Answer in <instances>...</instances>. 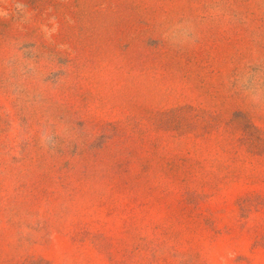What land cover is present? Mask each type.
<instances>
[{"label": "rangeland", "instance_id": "374dc122", "mask_svg": "<svg viewBox=\"0 0 264 264\" xmlns=\"http://www.w3.org/2000/svg\"><path fill=\"white\" fill-rule=\"evenodd\" d=\"M0 264H264V0H0Z\"/></svg>", "mask_w": 264, "mask_h": 264}]
</instances>
